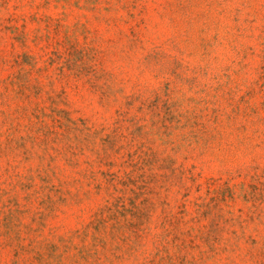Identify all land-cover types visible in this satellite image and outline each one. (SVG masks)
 I'll list each match as a JSON object with an SVG mask.
<instances>
[{"label":"rangeland","instance_id":"374dc122","mask_svg":"<svg viewBox=\"0 0 264 264\" xmlns=\"http://www.w3.org/2000/svg\"><path fill=\"white\" fill-rule=\"evenodd\" d=\"M0 264H264V0H0Z\"/></svg>","mask_w":264,"mask_h":264}]
</instances>
